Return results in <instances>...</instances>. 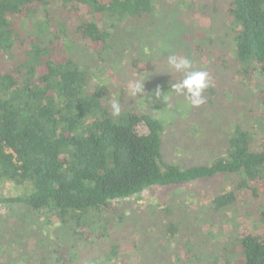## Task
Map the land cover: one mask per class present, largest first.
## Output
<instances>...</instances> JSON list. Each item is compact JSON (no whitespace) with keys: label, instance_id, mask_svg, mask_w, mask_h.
Here are the masks:
<instances>
[{"label":"trees","instance_id":"16d2710c","mask_svg":"<svg viewBox=\"0 0 264 264\" xmlns=\"http://www.w3.org/2000/svg\"><path fill=\"white\" fill-rule=\"evenodd\" d=\"M52 1L0 0V188L11 183L21 190L14 196L0 195V205L27 206L42 218L36 226L44 247L30 250L33 258L27 264H120L126 257L135 262L131 264H157L161 248L153 243L144 248L140 238H132L133 250L124 253L121 242L109 243L107 223L112 220L105 219V212L115 200L138 197L153 187L219 176L231 177L234 187L214 195L205 218L237 211L241 192L257 196L253 182L264 186V95L252 125L238 123L226 132L225 150L211 163L183 167L167 162L165 121L132 110L114 117L106 97L112 92L92 89L91 72L72 56L85 40L98 52L105 51L119 39L121 21H154V1L55 0V11ZM82 6L91 14H78ZM99 13L109 22L105 28L96 20ZM226 15L233 29V56H219L226 70L210 61L216 51L198 44L209 55L204 70L215 72L207 90L217 93L214 83L230 68L234 77L256 81L264 91V0H227ZM142 123L146 130L139 129ZM53 218L63 230L56 247H49L44 230ZM259 220L262 232L243 233L237 240L240 264H264V209ZM4 222L0 257L17 264L18 254L28 251L12 255L11 249L23 242ZM168 232L166 245L177 232L174 221ZM191 242L185 243L188 251L195 249ZM226 245H220L223 253L212 264H219L223 255L231 264ZM167 261L165 257L161 262Z\"/></svg>","mask_w":264,"mask_h":264},{"label":"rangeland","instance_id":"374dc122","mask_svg":"<svg viewBox=\"0 0 264 264\" xmlns=\"http://www.w3.org/2000/svg\"><path fill=\"white\" fill-rule=\"evenodd\" d=\"M53 1L55 11L59 2ZM153 1L156 6L154 21H121L117 23L121 31L119 39L105 51L98 52L85 40L80 42L78 49L73 50L72 56L91 72L92 89L101 87L112 92L111 97L108 93L106 96L109 103L119 99L121 111L148 112L165 121L166 144L163 153L167 162L183 167L211 163L225 150L226 132L238 123L250 127L255 121L262 106L263 85L256 81L240 80L228 68L214 83L218 86L217 93L207 90L203 93L204 104L190 106L185 96L171 88L172 84L183 79V75L169 67L168 58L172 54L187 56L192 59L194 68L207 69L209 55L200 51V44L216 51L217 54L210 61L223 67L220 54L228 52L233 56V29L226 15L227 0ZM80 8L78 14L83 17L91 14L88 7ZM96 15L100 26L105 28L109 25L100 13ZM39 18H44L43 13ZM76 20L77 16L71 19L72 22ZM52 23L56 24V21L53 19ZM209 74L212 77L215 72L212 74L210 71ZM136 81L143 82L144 91L133 95L131 85ZM158 87L159 96L156 95ZM139 129L146 130L145 124L142 123ZM210 180L199 179L177 187H153L138 197L115 200L112 208L104 214L105 219L112 220L107 223V232L112 237L109 243L113 240L121 242L123 253L133 250L132 238H140L144 248L153 243L161 248L158 250L157 264L165 257L168 264H212L214 257L223 253L220 245L227 244L226 251L233 258L231 264H240L241 260L236 255L237 240L243 233L263 231L259 218L264 209V186L253 182L257 186V196L249 190L241 192L237 211L231 209L224 214L225 217L221 213L215 216L213 212L205 218L214 195L234 187L231 177L219 176ZM19 193L20 187L11 183L1 185L0 195L14 196ZM41 219L27 206L0 205V221H5V228H13L17 232V239L23 242L10 248L12 255L28 251L22 256L18 254L17 264L30 263L32 251L39 249V246L44 247L37 238L41 234L36 220ZM171 221L176 223L177 232L172 242L166 245L164 238L170 236L168 227ZM62 230L63 226L56 218L47 223L44 234L49 247H56ZM187 240L196 244L193 251L184 247ZM174 249L179 250V255ZM3 259L1 256V264H7ZM225 260L223 255L219 264H226ZM131 263L135 262L126 257L120 264Z\"/></svg>","mask_w":264,"mask_h":264},{"label":"clouds","instance_id":"9594fccd","mask_svg":"<svg viewBox=\"0 0 264 264\" xmlns=\"http://www.w3.org/2000/svg\"><path fill=\"white\" fill-rule=\"evenodd\" d=\"M169 67L177 73L183 75V79L171 85L174 92L186 97L187 102L192 107H198L205 103L203 93L212 86L210 74L205 70L194 68L193 61L187 56L172 54L168 58ZM133 95H137L144 91L143 82L136 81L131 85ZM159 87L156 95L159 96ZM113 109L112 115L118 117L121 114V106L119 99L111 101Z\"/></svg>","mask_w":264,"mask_h":264}]
</instances>
